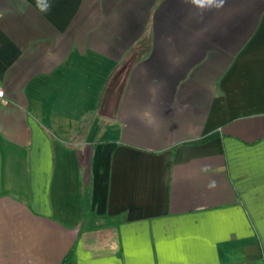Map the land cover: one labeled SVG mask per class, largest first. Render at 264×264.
I'll list each match as a JSON object with an SVG mask.
<instances>
[{
	"label": "crops",
	"instance_id": "1",
	"mask_svg": "<svg viewBox=\"0 0 264 264\" xmlns=\"http://www.w3.org/2000/svg\"><path fill=\"white\" fill-rule=\"evenodd\" d=\"M0 0V264H264V0Z\"/></svg>",
	"mask_w": 264,
	"mask_h": 264
},
{
	"label": "clouds",
	"instance_id": "2",
	"mask_svg": "<svg viewBox=\"0 0 264 264\" xmlns=\"http://www.w3.org/2000/svg\"><path fill=\"white\" fill-rule=\"evenodd\" d=\"M194 2L201 7L204 5H211L214 3V0H194ZM37 7L41 12H46L51 7L50 4L46 3V0H37Z\"/></svg>",
	"mask_w": 264,
	"mask_h": 264
},
{
	"label": "built area",
	"instance_id": "3",
	"mask_svg": "<svg viewBox=\"0 0 264 264\" xmlns=\"http://www.w3.org/2000/svg\"><path fill=\"white\" fill-rule=\"evenodd\" d=\"M0 103L1 104H7L8 103L6 96H5V92L3 89H1V87H0Z\"/></svg>",
	"mask_w": 264,
	"mask_h": 264
},
{
	"label": "trees",
	"instance_id": "4",
	"mask_svg": "<svg viewBox=\"0 0 264 264\" xmlns=\"http://www.w3.org/2000/svg\"><path fill=\"white\" fill-rule=\"evenodd\" d=\"M68 258H69V256L65 257V259H64L63 262H62V264H66Z\"/></svg>",
	"mask_w": 264,
	"mask_h": 264
}]
</instances>
